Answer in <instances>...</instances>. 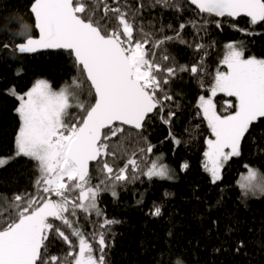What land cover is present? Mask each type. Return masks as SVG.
Masks as SVG:
<instances>
[{
    "label": "snow or ice",
    "instance_id": "1",
    "mask_svg": "<svg viewBox=\"0 0 264 264\" xmlns=\"http://www.w3.org/2000/svg\"><path fill=\"white\" fill-rule=\"evenodd\" d=\"M187 2L198 10V15L243 16L250 25H264V0ZM112 3L116 6L107 0H31L29 12L34 23L22 26L15 51L35 54L60 50L69 56L77 75L59 90H54L45 79L36 80L20 95L14 88L8 90L19 101L15 112L20 127L15 137L14 157L0 158V167L16 157L26 158L32 162L35 176L33 193L14 194L11 198L0 194V264H107L110 242L106 236L111 226L121 221L106 217L99 207L100 194L110 192L117 198L118 185L134 182L141 176L149 180L174 178L173 171L159 158L145 163L155 146L147 142L142 131L153 116L171 125L176 113L169 110L164 114L165 102L173 99L167 86L179 73L202 72V62L190 68L175 64L166 67L158 62L155 50L166 42L186 43L180 36L186 25L180 24L173 36L155 39L138 23L143 4L131 9L118 0ZM151 6L182 7L172 0H153ZM202 20V23H190L199 29L209 23L217 28L222 25L220 19L208 20L202 16ZM33 30H38V38L32 35ZM2 47L8 49L9 45ZM195 47L204 49L203 44ZM225 47L220 63L226 66V71L215 72L211 95L199 96L196 104L197 115H202L211 130V138L205 141L203 168L213 184L222 179L225 165L242 155L243 141L253 126L264 120V58L246 57L243 45L237 42H229ZM170 59L168 55L161 56L163 61ZM85 91L90 97L87 101L81 99ZM217 93L235 99V104L226 102V110L233 111L223 115L217 112L213 102ZM124 126L135 130L137 142L145 143L146 147L138 149L142 154L140 159L133 152L122 167L115 168L107 159L117 157V151L110 150L109 141L125 134ZM169 138L176 145L182 142L171 131ZM257 139L255 135L252 137L254 144ZM259 139L264 143V129L260 130ZM257 149L264 152L259 144ZM92 162L96 163L97 175L104 177L96 184L90 172ZM188 167L187 162L181 165L182 170ZM244 167L246 175L242 174L238 181L242 195L264 196V173L249 165ZM78 211L100 217L93 221L97 230L86 234L76 226L73 218ZM161 214L158 205L149 212L154 217ZM54 242L69 246L65 257L49 254V245ZM239 247H243V241ZM175 264L183 261L178 259Z\"/></svg>",
    "mask_w": 264,
    "mask_h": 264
},
{
    "label": "trees",
    "instance_id": "2",
    "mask_svg": "<svg viewBox=\"0 0 264 264\" xmlns=\"http://www.w3.org/2000/svg\"><path fill=\"white\" fill-rule=\"evenodd\" d=\"M107 2L116 6L112 0ZM172 2L182 7H152L153 0H118L131 9L144 5L138 23L155 39L173 36L179 25L185 24L180 36L186 43L168 41L155 50V58L166 67L175 64L190 68L202 62L204 70L197 75L179 73L167 86L173 99L165 102L164 114L169 110L176 113L171 125L153 116L142 131L147 142L155 146L153 152L147 154L145 163L159 158L173 171L174 178L149 180L141 176L134 182L118 185L117 198L110 192L100 194L99 207L106 217L121 221L112 225L106 236L110 242L106 250L107 264H175L178 259L183 264H264V196L244 197L238 185L240 175L246 171L245 165L264 173V152L257 149V144L264 147L259 139L264 120L253 126L251 134L243 141L242 155L232 158L222 170V179L213 184L203 168L205 141L211 136V130L202 115H197L196 107L198 97L210 93L215 72L226 70L220 61L229 42L243 45L245 56L264 58V25H250L246 17L233 20L198 15V10L187 0ZM30 3L31 0H0V157H14L15 137L20 127L15 112L19 101L8 90L14 88L17 95L26 93L38 79H45L54 89H60L77 75L69 56L60 50L35 54L15 51V44L21 40L17 34L22 26L34 23ZM202 16L208 20L220 19L221 27L209 23L204 29L193 28L190 22L202 23ZM239 29L257 34L249 35ZM32 35L36 37L38 31L33 30ZM3 44H8L9 48L4 49ZM196 44H203L204 49H197ZM162 55L171 59L163 61ZM84 87L86 89L87 85ZM81 99H90L86 91ZM228 99L235 104V99L224 93L214 97L219 114L233 111L226 110ZM124 127L125 134L109 141L110 150H116L117 157L107 159L115 168L122 167L133 152L140 159L142 154L138 149L146 147L145 143L137 142L135 130ZM169 131L182 141L179 145L169 138ZM254 135L258 137L256 144L252 140ZM185 162L189 167L182 170ZM90 172L93 184L104 178L97 175L96 163L91 164ZM34 176L32 162L22 157L12 159L0 167V194L11 198L14 194L33 193ZM154 205L161 207V216L149 215ZM100 219L94 213L78 211L74 221L87 234L97 230L93 221ZM241 241L243 247H239ZM69 250L68 245L60 242L49 245V254L61 258Z\"/></svg>",
    "mask_w": 264,
    "mask_h": 264
},
{
    "label": "rangeland",
    "instance_id": "3",
    "mask_svg": "<svg viewBox=\"0 0 264 264\" xmlns=\"http://www.w3.org/2000/svg\"><path fill=\"white\" fill-rule=\"evenodd\" d=\"M246 57H248V56H246ZM258 58H260V57H258ZM219 71H224V69H218ZM54 89V88H53ZM54 90H59V89H54ZM202 95H204L206 98L208 97V96H210L211 95V93H209V94H202ZM201 96V95H200ZM228 102H231L232 101V99H228L227 100ZM215 103V102H214ZM217 110V109H216ZM208 138H211L210 136L208 137ZM207 138V139H208ZM206 148H207V146H206ZM0 158H10V157H0ZM250 167H252V166H250ZM252 168H254V167H252ZM254 169H256V168H254ZM257 196H260V195H257ZM74 219V218H73Z\"/></svg>",
    "mask_w": 264,
    "mask_h": 264
},
{
    "label": "water",
    "instance_id": "4",
    "mask_svg": "<svg viewBox=\"0 0 264 264\" xmlns=\"http://www.w3.org/2000/svg\"><path fill=\"white\" fill-rule=\"evenodd\" d=\"M194 7V6H193ZM243 17V16H242ZM239 17H237V18H231V19H233V20H236V19H238ZM247 18V17H246ZM38 31V30H37ZM38 35H39V33H38ZM38 35L36 36V37H34V38H38ZM43 51H49V50H42V51H40V52H43ZM126 127H129V126H126ZM130 128V127H129ZM92 163H95V162H92ZM91 163V164H92ZM91 164H90V166H91Z\"/></svg>",
    "mask_w": 264,
    "mask_h": 264
},
{
    "label": "crops",
    "instance_id": "5",
    "mask_svg": "<svg viewBox=\"0 0 264 264\" xmlns=\"http://www.w3.org/2000/svg\"><path fill=\"white\" fill-rule=\"evenodd\" d=\"M224 71H226L225 69H224ZM213 102H215V100H214V97H213ZM211 137V136H210ZM246 172H247V170L246 171H244L242 174H245L246 175ZM260 172V171H259ZM241 174V175H242ZM241 175H240V177H239V180H240V178H241Z\"/></svg>",
    "mask_w": 264,
    "mask_h": 264
},
{
    "label": "bare ground",
    "instance_id": "6",
    "mask_svg": "<svg viewBox=\"0 0 264 264\" xmlns=\"http://www.w3.org/2000/svg\"><path fill=\"white\" fill-rule=\"evenodd\" d=\"M93 164V163H92ZM91 167V166H90Z\"/></svg>",
    "mask_w": 264,
    "mask_h": 264
}]
</instances>
